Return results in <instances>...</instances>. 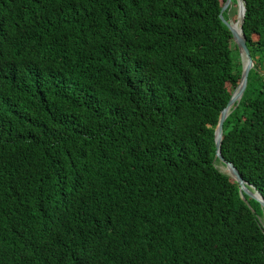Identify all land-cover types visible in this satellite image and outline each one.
<instances>
[{"label": "trees", "instance_id": "1", "mask_svg": "<svg viewBox=\"0 0 264 264\" xmlns=\"http://www.w3.org/2000/svg\"><path fill=\"white\" fill-rule=\"evenodd\" d=\"M224 2L0 0V264H264V208L214 159L241 73ZM244 2L221 153L264 199V0Z\"/></svg>", "mask_w": 264, "mask_h": 264}, {"label": "water", "instance_id": "2", "mask_svg": "<svg viewBox=\"0 0 264 264\" xmlns=\"http://www.w3.org/2000/svg\"><path fill=\"white\" fill-rule=\"evenodd\" d=\"M230 3L231 0H225L224 4L221 7L219 16L229 27L233 40L238 48L241 59V73H240V80L238 85L232 91V94L229 100L227 101L226 105L220 110L218 121L214 130V143H215L214 159H218L220 164L222 165V168L224 167V169H220V171L228 174L238 183L240 196L245 202H247V199L243 196V193H246L249 197H252L255 200H257L260 203V206L264 208V199L261 196V194L252 185L248 184L242 178V176L240 175L239 171L234 166V164L226 160L221 153L223 122L230 113L229 111L232 110V108H234L238 104L247 85L248 73L250 69L253 67V60L250 55L249 49L246 45V39L242 29V24L244 21V14H245V2L244 0H236L238 11L236 14L237 18L235 22H232L231 20H225L222 15L223 11L229 7ZM237 24L239 26V30L236 28Z\"/></svg>", "mask_w": 264, "mask_h": 264}, {"label": "rangeland", "instance_id": "3", "mask_svg": "<svg viewBox=\"0 0 264 264\" xmlns=\"http://www.w3.org/2000/svg\"><path fill=\"white\" fill-rule=\"evenodd\" d=\"M235 9H236V11H238V7H237V5L235 6ZM236 18H237V16H236ZM236 18H235V20H236ZM230 20H231L232 22H235V20L232 19V16L230 17ZM239 80H240V78H239ZM238 83H239V82H238ZM217 167H218L219 169H223L221 164H217ZM220 167H221V168H220ZM261 221L263 222L262 224L264 225V216L261 217Z\"/></svg>", "mask_w": 264, "mask_h": 264}, {"label": "bare ground", "instance_id": "4", "mask_svg": "<svg viewBox=\"0 0 264 264\" xmlns=\"http://www.w3.org/2000/svg\"><path fill=\"white\" fill-rule=\"evenodd\" d=\"M236 28L239 30V26H238V24L236 25ZM221 168V167H220ZM224 169V168H223Z\"/></svg>", "mask_w": 264, "mask_h": 264}]
</instances>
